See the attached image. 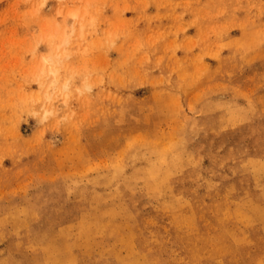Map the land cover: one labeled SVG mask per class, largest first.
<instances>
[{
	"label": "rangeland",
	"instance_id": "374dc122",
	"mask_svg": "<svg viewBox=\"0 0 264 264\" xmlns=\"http://www.w3.org/2000/svg\"><path fill=\"white\" fill-rule=\"evenodd\" d=\"M0 264H264V0H0Z\"/></svg>",
	"mask_w": 264,
	"mask_h": 264
},
{
	"label": "clouds",
	"instance_id": "9594fccd",
	"mask_svg": "<svg viewBox=\"0 0 264 264\" xmlns=\"http://www.w3.org/2000/svg\"><path fill=\"white\" fill-rule=\"evenodd\" d=\"M87 91H88V92L91 91V85H89V86L87 87ZM31 115H32V118L39 117V119H38V121H37L38 123H43V122L47 119V114H45L44 116H40L39 113H32Z\"/></svg>",
	"mask_w": 264,
	"mask_h": 264
},
{
	"label": "bare ground",
	"instance_id": "6f19581e",
	"mask_svg": "<svg viewBox=\"0 0 264 264\" xmlns=\"http://www.w3.org/2000/svg\"><path fill=\"white\" fill-rule=\"evenodd\" d=\"M71 15H72L73 17L75 16V14H73V13H72Z\"/></svg>",
	"mask_w": 264,
	"mask_h": 264
}]
</instances>
